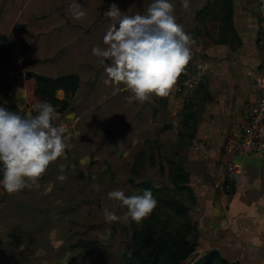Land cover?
Returning a JSON list of instances; mask_svg holds the SVG:
<instances>
[{"label": "rangeland", "instance_id": "obj_1", "mask_svg": "<svg viewBox=\"0 0 264 264\" xmlns=\"http://www.w3.org/2000/svg\"><path fill=\"white\" fill-rule=\"evenodd\" d=\"M151 2L78 0L87 16L77 22L70 12L74 0H0V106L25 117L35 115L30 92L36 84L27 85L29 73L47 78L72 75L80 81L68 109L55 120L67 128L65 153L72 160L67 177L77 184L68 190L67 206L61 207L62 218L67 219L63 250L58 253L61 264H139L133 255V235L137 234V248L149 249L184 236L186 226L185 239L195 242L196 248L180 264H207L209 259V252L198 244L189 213L195 198L183 168L187 144L179 136L181 127L175 128L178 133L164 134L167 123L185 121L189 110L185 98L204 82L203 57L192 52L197 59L186 66L168 96L128 105V91L122 84L105 86L104 68L92 55L94 46H103L112 24L105 15L112 4L124 14L136 15L144 14ZM57 96L62 100V93ZM147 187L156 189L153 195L158 202L150 216L139 223L105 221L104 208L120 216L126 211L108 198L109 192L142 194ZM72 202L74 209L69 210ZM79 239L89 241L94 252L86 254L76 247Z\"/></svg>", "mask_w": 264, "mask_h": 264}, {"label": "crops", "instance_id": "obj_2", "mask_svg": "<svg viewBox=\"0 0 264 264\" xmlns=\"http://www.w3.org/2000/svg\"><path fill=\"white\" fill-rule=\"evenodd\" d=\"M211 2L188 0L189 7L184 8L183 0H173L176 22L186 33L193 30L192 52L203 57L204 82L185 98L189 106L185 121L167 123L164 134L180 126L179 136L187 144L183 168L195 198L189 213L198 244L229 263L264 264V158L238 153L240 126L257 100L255 83L264 82V0H231L235 39L224 44L221 22L197 20ZM70 165L72 160L64 153L37 185L14 194L1 191L0 264H61L58 253L67 234L61 207L67 206L68 190L77 185L67 177ZM60 174L67 179L58 181ZM69 204L73 210L75 203ZM81 241L89 242L77 243Z\"/></svg>", "mask_w": 264, "mask_h": 264}, {"label": "clouds", "instance_id": "obj_3", "mask_svg": "<svg viewBox=\"0 0 264 264\" xmlns=\"http://www.w3.org/2000/svg\"><path fill=\"white\" fill-rule=\"evenodd\" d=\"M183 7H189L188 0H183ZM174 9L173 0H152L144 14H124L115 4L105 13L112 24L103 46H94L92 55L104 68L103 84H122L128 91V105L168 96L192 60L196 41L176 22ZM70 12L77 22L87 16L78 0ZM56 115L54 105L46 100L35 105V115L27 117L0 106V189L14 194L37 185L49 166L64 155L65 129L54 124ZM66 179L63 174L57 176L60 182ZM108 198L126 211L120 216L104 208L106 222H142L158 203L151 189L132 195L114 190Z\"/></svg>", "mask_w": 264, "mask_h": 264}, {"label": "trees", "instance_id": "obj_4", "mask_svg": "<svg viewBox=\"0 0 264 264\" xmlns=\"http://www.w3.org/2000/svg\"><path fill=\"white\" fill-rule=\"evenodd\" d=\"M205 19L221 22L219 28L221 33V44L226 43V40H229L230 38L232 41L235 39V34L232 28L231 0H213L204 11L197 14V20H199V22ZM2 39L3 38H0V41ZM25 79L27 85H29L31 81L36 84L30 92V98L34 100V103L37 104L46 100L54 105L57 114H62L68 109V103L76 94L80 83L79 79L72 75L47 78L29 73L26 75ZM5 88L7 90L9 89V87ZM59 91L63 92L62 100H59L56 97V93ZM10 109L11 108L7 107V110L10 111ZM178 172H180V170H178ZM185 176H187V173H185ZM186 183H188V177H186ZM224 186H227V184L225 183ZM145 189H151L152 192H156V189L150 187ZM187 190L190 193V189L187 188ZM188 230L189 227L186 226L184 236L179 239L169 238L168 240L157 242L149 249L145 248L143 245L137 248V234L133 235V240L135 242L133 251L134 258H136L139 264H180L185 262L195 252L196 248L195 242L190 243L185 239L189 234ZM76 246L81 247L86 254L94 252V247L89 242L81 241L78 242ZM208 255L209 259L206 262L207 264H233L226 261L217 252H209Z\"/></svg>", "mask_w": 264, "mask_h": 264}, {"label": "built area", "instance_id": "obj_5", "mask_svg": "<svg viewBox=\"0 0 264 264\" xmlns=\"http://www.w3.org/2000/svg\"><path fill=\"white\" fill-rule=\"evenodd\" d=\"M192 88V86H189ZM257 95L256 103L248 110L246 121L240 126L238 153L245 158H264V82L258 80L255 83ZM178 92H181L178 89ZM56 126L65 129L64 138L67 135V128L53 121ZM77 132L75 133V135Z\"/></svg>", "mask_w": 264, "mask_h": 264}]
</instances>
